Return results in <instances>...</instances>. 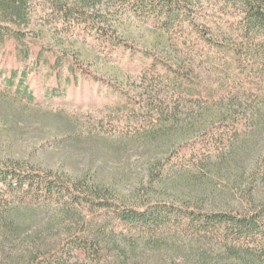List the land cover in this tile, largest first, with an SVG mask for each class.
Wrapping results in <instances>:
<instances>
[{"label": "trees", "instance_id": "obj_1", "mask_svg": "<svg viewBox=\"0 0 264 264\" xmlns=\"http://www.w3.org/2000/svg\"><path fill=\"white\" fill-rule=\"evenodd\" d=\"M34 1L0 0V82L6 91L15 87L16 94L29 101L63 100L68 98L66 86L74 88L80 76L110 85V81L93 75L78 57L58 53L29 37ZM206 1L111 0V8L119 14L131 13L165 31L173 48L169 54L137 49L116 33L105 15L88 11L84 5L62 0L48 3L54 23L64 33L93 40L109 57L129 52L130 62L141 60L134 67L143 68L150 85L158 88L150 99V108L165 106L170 120L155 134L181 136L180 142L170 148V159L219 166L241 155L264 125V0ZM215 12L225 20L214 19V26L207 17ZM31 55L33 65L50 69L53 85L47 86L42 97H36L26 83L28 70L21 65ZM196 58L208 65L206 80L195 65ZM7 62L11 64L7 66ZM111 89L116 99L102 97L104 105L119 108L123 104L136 109L140 103L117 86ZM162 92L170 98L165 100ZM71 94L75 96L74 90ZM150 134L155 135L154 131ZM258 161L264 167V152ZM110 198L106 191L36 169L0 166V246L9 233L23 228L24 223L18 219L24 207L52 203L69 214L72 207L91 204L115 206L117 221L111 232L108 224L97 232L86 227L87 234L76 238L77 250L90 257L92 264H129L122 241L129 244L132 237H140L154 243L171 232L191 240L194 257L177 264H264V201L241 209H205L198 203L167 201L127 206ZM42 247L39 239L26 255L6 250L0 262L46 264L42 257L48 254ZM107 249L116 250L114 260L105 258Z\"/></svg>", "mask_w": 264, "mask_h": 264}, {"label": "rangeland", "instance_id": "obj_2", "mask_svg": "<svg viewBox=\"0 0 264 264\" xmlns=\"http://www.w3.org/2000/svg\"><path fill=\"white\" fill-rule=\"evenodd\" d=\"M62 1L84 5L88 11L105 15L116 33L137 49L170 53L169 35L165 31L131 13L119 14L111 8V0ZM51 11L48 0L34 1L32 22L27 28L29 37L39 39L58 53L78 57L93 75L110 81V85L80 76L74 88L66 86V99L29 101L16 94L15 87L6 91L0 82V166L36 169L93 186L108 192L110 199L119 205L167 201L198 203L205 209H241L264 201V167L258 164L264 152V125L241 155L226 164H188L175 157L170 159V148L180 142L181 136L155 134L165 124L169 125L170 120L165 106L150 108V99L158 88L150 85L143 68L134 67L141 60L130 62L129 52L109 57L93 40L64 33L54 23ZM220 16L216 12L208 14L207 21L213 25ZM33 58L31 55L21 65L28 70L26 83L36 97H42L47 86L53 85L52 77L48 76V67L33 65ZM195 65L206 80L210 73L208 65L199 58L195 59ZM114 86L140 101L136 109L123 104L119 108L103 104L102 97L116 99L111 89ZM162 93L165 100L170 98L167 92ZM186 112L191 113L183 111ZM153 131L155 135L150 136ZM114 208L88 204L72 207L67 214L52 203L24 207L18 219L24 226L17 233L8 234L0 246V258L3 260L6 250L26 255L34 241L40 239L42 251L48 254L42 257L46 264H92L90 257L77 250L76 238L87 234L86 227L97 232L108 224L111 232L117 223ZM166 235L154 243L140 237H132L129 244L122 241L121 245L127 247L129 264H177L194 257L188 237L174 232ZM106 251L107 261L114 260L116 250Z\"/></svg>", "mask_w": 264, "mask_h": 264}]
</instances>
